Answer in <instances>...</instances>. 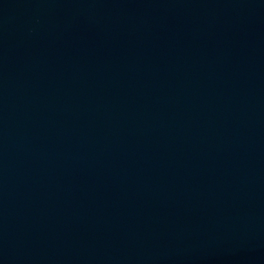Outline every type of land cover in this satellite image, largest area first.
I'll list each match as a JSON object with an SVG mask.
<instances>
[{"label":"water","instance_id":"obj_1","mask_svg":"<svg viewBox=\"0 0 264 264\" xmlns=\"http://www.w3.org/2000/svg\"><path fill=\"white\" fill-rule=\"evenodd\" d=\"M0 264H264V0H0Z\"/></svg>","mask_w":264,"mask_h":264}]
</instances>
